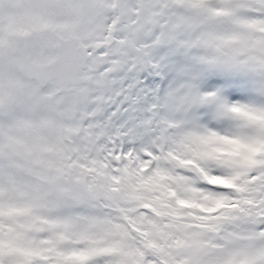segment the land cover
Masks as SVG:
<instances>
[{"label":"snow or ice","instance_id":"6c2138e0","mask_svg":"<svg viewBox=\"0 0 264 264\" xmlns=\"http://www.w3.org/2000/svg\"><path fill=\"white\" fill-rule=\"evenodd\" d=\"M0 264H264V0H0Z\"/></svg>","mask_w":264,"mask_h":264}]
</instances>
